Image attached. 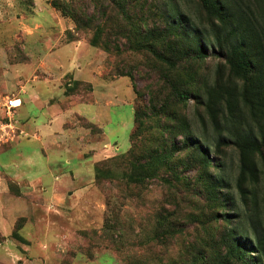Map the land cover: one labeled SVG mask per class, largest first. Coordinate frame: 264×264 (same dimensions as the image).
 Returning <instances> with one entry per match:
<instances>
[{
    "label": "rangeland",
    "instance_id": "obj_1",
    "mask_svg": "<svg viewBox=\"0 0 264 264\" xmlns=\"http://www.w3.org/2000/svg\"><path fill=\"white\" fill-rule=\"evenodd\" d=\"M171 5L183 8L196 24L206 23L194 0H0V149H6L0 152V238L5 237L0 264H241L224 254L223 238L238 220L229 210L234 204L211 209L199 179L202 166L190 151L170 155L167 166L141 183L127 180L131 165L125 164L96 181L98 161L122 158L130 148L135 107L144 108L152 95L170 98L195 130L216 144L204 110L206 124L196 99L191 96L185 106L171 82L212 83L224 60L187 55L168 28ZM98 27L96 46L91 39ZM129 37L152 41L155 52L137 50ZM222 69L226 75V66ZM13 95L23 104L10 119L4 102ZM55 112L52 129L58 134L45 136L44 125ZM73 112L104 133L86 128L79 115L69 126L82 127L63 129L61 120H71ZM158 121L147 122L139 151L166 146L167 131ZM89 131L92 143L84 134ZM22 142L40 152L47 147L50 167L20 157ZM91 147L98 149L94 155ZM225 147L222 153L211 148L210 156L215 162L226 154L234 179L238 151ZM13 176L24 180L21 186ZM228 212L232 223L222 218Z\"/></svg>",
    "mask_w": 264,
    "mask_h": 264
},
{
    "label": "trees",
    "instance_id": "obj_2",
    "mask_svg": "<svg viewBox=\"0 0 264 264\" xmlns=\"http://www.w3.org/2000/svg\"><path fill=\"white\" fill-rule=\"evenodd\" d=\"M194 1L206 23L196 24L183 8L171 5V8L165 6L168 28L182 43L188 56L205 59L213 55L224 60V65L218 66L212 83L197 78L192 84L183 85L175 84L173 80L171 86L174 95L185 106L191 96L196 99L198 117L206 124V117L200 111L202 108L214 129L216 144L196 131L188 115L175 108L170 98L157 100V96L152 95L144 108L135 107L130 148L122 158L113 156L98 161L96 181L100 182L104 172L110 174L113 167L125 164L131 165L126 172L127 180L141 183L157 175L160 166H167L170 155L190 151L192 160L202 166L199 179L210 207L225 210L229 204H234L229 210L237 212L236 224L223 238L226 258H234L241 264H264V214L260 210L264 207H261L259 191L260 184L264 185V0ZM101 33L102 28L98 27L91 39L93 45L101 44ZM129 40L137 50L155 52L150 40H132L130 37ZM104 45L109 46L107 42ZM175 66L172 63V67ZM223 66L228 70L226 75ZM79 117L86 128L101 132L97 124ZM163 118L166 121L162 123ZM150 120H160L158 127L167 131L166 146L162 150L142 152L139 142ZM178 136L183 138L181 144L175 142ZM225 146H233L238 151V173L234 179L229 175L226 154L215 162L210 156L211 148L222 153ZM233 188L248 211H242L233 191L229 193ZM230 215V212L223 213L222 218L232 223ZM1 236L0 239L5 238L3 234Z\"/></svg>",
    "mask_w": 264,
    "mask_h": 264
},
{
    "label": "crops",
    "instance_id": "obj_3",
    "mask_svg": "<svg viewBox=\"0 0 264 264\" xmlns=\"http://www.w3.org/2000/svg\"><path fill=\"white\" fill-rule=\"evenodd\" d=\"M65 92V91H64ZM96 101L97 100H95V101H93L94 103H96ZM63 109V108H62ZM67 109H70V108H67ZM67 109H63V110H67ZM57 115H59V112L57 113V112H55L54 114H52L51 116H50V119L48 120V122H47V124H45L44 125V128L46 129V135L45 136H49V137H52V136H56L57 134H58V131H54L53 129H52V123H53V119L55 118V117H57ZM77 115H81V116H83V117H85V118H87L86 116H84V115H82V114H80V113H78V112H73V115H72V118H71V120L70 119H68V120H61V124H62V128L63 129H74V128H79V127H82V126H79V125H77V123H74V125H72L71 127L69 126V121L71 122V123H73L74 122V118L77 116ZM88 120H90L89 118H87ZM91 122H93L92 120H90ZM93 123H95V122H93ZM96 124V123H95ZM21 128H22V130H23V132H25L24 131V128H23V126H21ZM62 130V129H61ZM26 133V132H25ZM98 133H104V131H103V129L101 128V132H98ZM84 134H86L87 135V143H92V141H93V139H92V137H90V134H91V132L89 131V133L87 134V133H84ZM40 138V137H39ZM42 138V137H41ZM40 138V139H41ZM47 138V137H46ZM54 142H51V144H53ZM54 145V144H53ZM57 145H60V144H57ZM105 146V145H104ZM51 148H53V149H61L62 148V145L61 146H56V147H51ZM8 149V148H7ZM41 152L39 151V149H37L36 147H34L32 144H30V143H28V142H22V145H21V147H20V157H22L23 159H25L26 160V162L27 163H29V162H34V163H38V164H40V162L42 163V162H47V165H45V167H47V168H49L50 167V165H49V163H50V155L48 154V148L47 147H41ZM101 149H103V148H101ZM100 149V150H101ZM1 150L3 151V150H6V149H0V152H1ZM89 150L93 153L92 155H94L95 153H97V151H98V149L97 148H94V147H91V148H89ZM23 152V153H22ZM83 154H79L78 153V155H77V157L78 158H81V156H82ZM43 157V158H42ZM53 161V160H52ZM32 164V163H31ZM13 178H14V180H15V182L17 183V184H19V186H21V184L24 182V180H19V179H17V178H15L14 176H13Z\"/></svg>",
    "mask_w": 264,
    "mask_h": 264
},
{
    "label": "built area",
    "instance_id": "obj_4",
    "mask_svg": "<svg viewBox=\"0 0 264 264\" xmlns=\"http://www.w3.org/2000/svg\"><path fill=\"white\" fill-rule=\"evenodd\" d=\"M23 104V101L18 96H8L6 97V100L4 102V106L6 107L8 118L12 119V116L14 115V110L18 107H21Z\"/></svg>",
    "mask_w": 264,
    "mask_h": 264
}]
</instances>
